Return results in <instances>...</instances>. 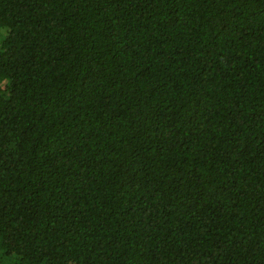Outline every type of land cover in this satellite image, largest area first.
<instances>
[{
	"label": "trees",
	"instance_id": "1",
	"mask_svg": "<svg viewBox=\"0 0 264 264\" xmlns=\"http://www.w3.org/2000/svg\"><path fill=\"white\" fill-rule=\"evenodd\" d=\"M0 264H264V0H0Z\"/></svg>",
	"mask_w": 264,
	"mask_h": 264
}]
</instances>
